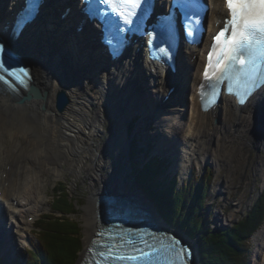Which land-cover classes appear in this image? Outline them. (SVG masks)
<instances>
[{
    "label": "bare ground",
    "instance_id": "6f19581e",
    "mask_svg": "<svg viewBox=\"0 0 264 264\" xmlns=\"http://www.w3.org/2000/svg\"><path fill=\"white\" fill-rule=\"evenodd\" d=\"M208 1L210 34H207L200 47L183 51L190 57L184 61L180 56V87L167 101L159 100L157 96L165 94L169 83L177 80L176 74L161 67L145 66L140 54H129L124 60L108 65L102 58H98L92 43L87 41L85 31L68 30V24L76 23V18L71 17V21L60 20L56 14L58 5L54 6V13L43 15L25 28L12 43L9 42L29 65L31 83L45 94V99L21 101L25 91L14 95L0 91V142L10 140L11 143L6 154L2 151L4 146L0 148V205L6 214L16 216L19 220L21 214L18 213L27 204L24 201L38 207L41 193L34 197L33 185L36 184L39 191L42 169L60 173L65 163L73 172H81L88 167V159L92 161L91 167L95 171L105 168L107 147L96 138L104 132L102 129L106 114L120 122L119 129L110 130L107 135L108 145L116 152L129 145L126 122L130 115L147 113L145 119L151 116L155 118L158 130L162 131L160 140L150 142L152 154H171L168 150V153L162 150L163 142L169 140L175 154L178 152L176 156L180 158L171 165L173 168L183 167V173L186 174L192 156L197 154L201 162L209 160L217 170L223 162L229 176L238 174L239 180L228 188L237 190L241 183L247 184V176H243V173L250 165L248 152L253 148L264 147V88L243 107L236 106L231 98H223L214 113L201 112L191 86L194 87L198 82L204 51L216 29L214 23L225 13L223 0ZM15 2L17 0H0V12L7 16L9 8L6 6H12ZM71 5L74 7L76 0H71ZM60 90L68 97L62 110L56 106L57 92ZM147 102L152 103L153 107ZM151 108L153 111L148 114L147 110ZM3 131H6L5 135ZM12 151L14 153L10 154ZM35 155L40 156L38 164L29 159ZM256 168L264 191V157L258 158ZM103 176L95 172L89 174L92 182L101 178V184L105 183ZM241 179L244 182L240 183ZM226 182L223 180L220 185L227 188ZM113 185V182L109 187L101 185L89 198L84 214L86 245L96 229L97 195L105 188H113ZM243 198L241 191L235 198V207ZM36 209L39 211V208ZM4 224L5 231L11 237L7 245L15 246L18 235L8 219ZM24 225L29 227L27 223ZM253 240L262 241L257 243L254 254L256 257L259 254L264 257L263 228L255 234ZM3 241L6 242L4 238ZM193 248V261L197 264L198 247L194 245ZM259 251L261 253L258 254Z\"/></svg>",
    "mask_w": 264,
    "mask_h": 264
},
{
    "label": "trees",
    "instance_id": "16d2710c",
    "mask_svg": "<svg viewBox=\"0 0 264 264\" xmlns=\"http://www.w3.org/2000/svg\"><path fill=\"white\" fill-rule=\"evenodd\" d=\"M138 150L133 142L129 157L137 185L167 224L196 240L198 264H248L251 236L264 223V192L245 216L227 227L213 229L208 205L212 170L203 175L193 173L183 185L177 186V176L162 184L155 176L168 162L159 157L138 160ZM51 211L35 225L37 244L27 248L25 264H76L80 257L82 231L79 221L73 218L78 211L63 182L54 187Z\"/></svg>",
    "mask_w": 264,
    "mask_h": 264
},
{
    "label": "snow or ice",
    "instance_id": "6c2138e0",
    "mask_svg": "<svg viewBox=\"0 0 264 264\" xmlns=\"http://www.w3.org/2000/svg\"><path fill=\"white\" fill-rule=\"evenodd\" d=\"M109 4L117 11L125 23H130L129 17L135 15L140 7L141 0H100ZM40 0H26L25 14L16 23L17 30H22L37 13ZM230 18L225 21V27L214 37V43L208 53V64L204 76L210 82L211 92L204 93L202 86V107L207 110L215 103L217 95L212 80L223 82L227 80L228 93H235L238 102L245 100L257 88L259 82H264V76H258L260 59L264 58V0H225ZM230 34L226 35V33ZM17 31V34H18ZM111 43V41H109ZM4 48L0 46V52ZM243 54L248 59L245 61ZM9 56L8 63L12 62ZM240 67H237V66ZM0 69L8 73L18 84H23L29 77L24 67H13L10 71L3 63ZM0 80L7 83L4 76ZM151 235V234H148ZM97 236L107 239L93 240L92 244L98 246L93 252L97 257L93 264H186L190 256L188 249L180 244L179 240L172 238L165 242L163 237L159 240L152 236L149 242L145 236L132 229L113 228L97 233Z\"/></svg>",
    "mask_w": 264,
    "mask_h": 264
},
{
    "label": "rangeland",
    "instance_id": "374dc122",
    "mask_svg": "<svg viewBox=\"0 0 264 264\" xmlns=\"http://www.w3.org/2000/svg\"><path fill=\"white\" fill-rule=\"evenodd\" d=\"M128 123V121L126 122ZM151 124V126L154 127V124H156L154 121L147 122L145 126L141 125L140 129L138 131V134L140 136V144H145L147 140V135L150 133V141L158 138L156 132L157 128H153L152 130L148 129ZM120 127V122L115 117L109 116V114H106V118L103 122V131L98 135L96 138L97 141L101 142L102 144L106 145L105 150V161L107 162V165H105V168H101L100 170H94L91 167L92 161L88 159V167L84 168V170H81V172H73L72 170L68 169V165L63 163L60 173L53 172L51 170L46 171L45 169H42L41 178L42 182L38 186H41L39 191L37 190L36 184L33 185L34 190V197L38 196V193H41L40 202H38V207H34L33 204L26 202L27 204H24L22 207V212L18 213L21 214V217H19V221H16V217H12L9 214V222L13 225V231L16 232L17 239L15 241V246L9 247V252L11 254V261H13L14 256L16 255V260H18L19 263H22L25 258L27 257L26 251L27 248H33L37 244V229L35 225L38 223V220L42 217L44 214H50L51 206H52V200H53V194H54V187L58 184V182H63L64 185L67 187L68 191L71 194V198L73 199L74 204H76V210L78 211L76 214L73 215V218L78 220L81 226L82 231V240L85 247L86 243V225H85V216L86 213V205L88 204L89 198L93 195L94 191L97 188H100L102 185H110L111 182L113 184L119 186V187H127L132 188L135 191H138L136 189V186L134 185V177L133 174L129 176L125 173H130L131 169L129 168L128 160H127V151L128 147L130 145V141L133 142L134 140H130V138L135 137L134 133L137 131L138 126L133 130L131 134L128 135L129 145L126 148L119 149L118 152L115 151L114 148H111L108 145L107 142V135H109V131L116 129L118 130ZM88 129V128H87ZM6 131H3V134L5 135ZM136 138V137H135ZM159 139V138H158ZM136 142V140H135ZM1 146H4V153L6 154L10 147L11 143L10 140L7 141H1L0 142V148ZM149 150V149H148ZM14 151H12L10 154H13ZM249 168L247 171L243 173V176L246 177L247 184L242 185L241 182H244V180L241 179L240 185L237 187V190H234V188H228L231 186L232 183H235L239 180L238 174H232L228 175L226 166L223 165V162L220 165V169L217 170L216 167L212 165L211 167L213 169V176L211 179V198L209 199V202L211 204V210H212V218L211 221L219 225H229L231 224L235 219L240 217L245 211H247L248 207L252 204V202L255 200L259 194L263 191L261 188V178L259 175H257L258 171L256 168V162L260 156L264 157V147L261 148H253L250 149L249 152ZM36 156V155H35ZM32 156V159L34 162L38 164L40 156ZM38 157V158H37ZM92 155H90L89 158H91ZM142 157H140L141 159ZM28 159V160H29ZM139 159V158H138ZM207 162H201L200 157L196 154L192 156L190 164L188 165V168L186 169V174L183 173V168H180V176L182 178H187L191 172L195 170L196 174L200 175L203 171L204 164ZM90 164V166H89ZM91 167V168H90ZM36 172H38L36 170ZM98 173V175H104L102 179L105 180V183H100L101 178L95 179L94 182L91 181L89 174ZM100 172V174H99ZM121 172V173H120ZM95 177V176H92ZM117 177V178H116ZM231 177V178H230ZM223 180H227L225 183V186L227 188H223L220 184ZM225 182V181H224ZM231 182V183H230ZM244 186V187H243ZM232 190V191H231ZM225 191V192H224ZM244 194V198L242 199L241 203L239 202L238 207H235L237 204V201L235 198L238 196V193ZM226 192H230V194H227ZM237 192V193H236ZM36 202V201H35ZM39 211H36L37 209ZM31 217H34L32 220H30ZM29 224V227L25 226L24 224ZM264 229V225L262 227ZM261 228V229H262ZM260 229V230H261ZM259 230V231H260ZM258 231V232H259ZM257 232V233H258ZM22 237H21V236ZM255 236V234H254ZM253 236V237H254ZM7 237V236H6ZM259 236L257 237V239ZM11 237H7V240L10 241ZM262 241H255L251 240V252L248 258L249 264H262L264 257L263 255H260L261 251L257 252L259 256L256 257L255 250L257 249V243ZM14 245V244H13ZM258 251V250H257ZM253 259V261H252ZM252 261V262H251ZM254 262V263H253Z\"/></svg>",
    "mask_w": 264,
    "mask_h": 264
},
{
    "label": "water",
    "instance_id": "95a60500",
    "mask_svg": "<svg viewBox=\"0 0 264 264\" xmlns=\"http://www.w3.org/2000/svg\"><path fill=\"white\" fill-rule=\"evenodd\" d=\"M31 98L45 99V94H42V92L36 86L31 84L29 86V90L27 92H25L23 97H21V101H23L25 99H31ZM67 102H68V97H67L66 93L63 90L58 91L57 92V97H56V106H57V108L59 110H62L64 105ZM105 189L106 190L101 192V194L99 196L97 195V198H96V202H95V213L96 214L95 215H96L97 218L100 215V211H101V208H102L101 204H102L103 200H107V199H109L111 197V193L109 192V190L107 191L108 188H105ZM110 190H113V188H110ZM85 248H86V245L84 247V244H83V250ZM79 260H80V257H79L77 263L79 262Z\"/></svg>",
    "mask_w": 264,
    "mask_h": 264
}]
</instances>
